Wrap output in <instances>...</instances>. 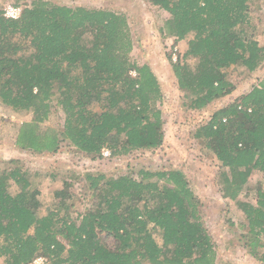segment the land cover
<instances>
[{
  "label": "trees",
  "instance_id": "16d2710c",
  "mask_svg": "<svg viewBox=\"0 0 264 264\" xmlns=\"http://www.w3.org/2000/svg\"><path fill=\"white\" fill-rule=\"evenodd\" d=\"M149 1L170 15L166 38L175 46L187 40L171 66L188 109L201 111L230 96L236 90L230 68L254 75L264 65L251 11L256 0ZM133 48L128 18L114 10L34 0L9 19L0 8V104L32 114L19 128L18 149L55 154L68 143L98 160L105 148L111 157L161 148V85L148 64L132 60ZM54 110L64 117L62 129L44 126ZM194 137L215 154L222 196L241 212L244 248L264 264V189L255 203L239 199L255 172L264 175V78L217 110ZM22 160L0 168L4 264L38 258L44 264H217L202 202L182 169H142L137 178L87 173L88 209L73 211L77 196L65 181L40 217L35 175Z\"/></svg>",
  "mask_w": 264,
  "mask_h": 264
},
{
  "label": "rangeland",
  "instance_id": "374dc122",
  "mask_svg": "<svg viewBox=\"0 0 264 264\" xmlns=\"http://www.w3.org/2000/svg\"><path fill=\"white\" fill-rule=\"evenodd\" d=\"M32 1L34 0H0V8L3 11L9 5L23 8ZM47 1L71 7L80 5L105 8L127 16L134 45L131 58L140 65L148 64L161 85L163 97L158 102V107L165 121V143L154 151H140L125 157L110 156L98 160L80 155L68 143L62 144L55 154L23 153L15 145V140L20 126L31 121L32 114H16L0 104V168H11L13 160L23 159L25 167L35 175V184L40 191L38 215L42 217L51 211L57 192L64 187L65 181L73 182L72 192L77 196L73 211L84 212L88 209L92 196L90 191L86 192L84 177L87 173L130 174L137 178L142 169H182L202 202L201 216L216 245L217 264H261L244 248L243 235L246 232L239 227L241 212L237 205L222 196L221 185L218 184L219 162L215 154L203 142L195 139L194 133L223 105L236 96L249 92L256 82L263 79L264 65L254 75H249L243 68H230L228 73L230 80L236 84V90L204 110L192 111L186 107L188 100L178 88L171 66L174 63L173 49H178L177 55L181 58L187 49V40L175 46L173 38H166L165 33L163 34L162 28L170 18L167 12L153 6L149 0ZM251 7L254 33L264 46V1L256 0L251 3ZM186 62L195 68V60L188 59ZM63 124L64 117L58 110H54L44 122L45 128L62 129ZM260 189H264V175L255 172L239 199L255 203L256 193ZM15 191L12 188V192ZM154 236L162 242L160 231L155 230ZM0 264H4L1 257Z\"/></svg>",
  "mask_w": 264,
  "mask_h": 264
},
{
  "label": "built area",
  "instance_id": "2783aa9c",
  "mask_svg": "<svg viewBox=\"0 0 264 264\" xmlns=\"http://www.w3.org/2000/svg\"><path fill=\"white\" fill-rule=\"evenodd\" d=\"M22 13V8L20 7H14L12 5H9L4 10V16L9 19H18ZM178 49L175 47L172 52V60L174 62L178 61V55H177ZM103 157L107 158L111 156V151L109 149H103L102 151ZM45 260L44 258H38L34 261L33 264H44Z\"/></svg>",
  "mask_w": 264,
  "mask_h": 264
},
{
  "label": "crops",
  "instance_id": "0c3cea01",
  "mask_svg": "<svg viewBox=\"0 0 264 264\" xmlns=\"http://www.w3.org/2000/svg\"><path fill=\"white\" fill-rule=\"evenodd\" d=\"M170 39H171V38H170ZM170 39H169V40H170Z\"/></svg>",
  "mask_w": 264,
  "mask_h": 264
}]
</instances>
